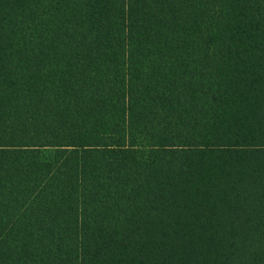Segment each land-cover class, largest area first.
I'll use <instances>...</instances> for the list:
<instances>
[{"label":"trees","instance_id":"obj_1","mask_svg":"<svg viewBox=\"0 0 264 264\" xmlns=\"http://www.w3.org/2000/svg\"><path fill=\"white\" fill-rule=\"evenodd\" d=\"M0 264H264V0H0Z\"/></svg>","mask_w":264,"mask_h":264}]
</instances>
